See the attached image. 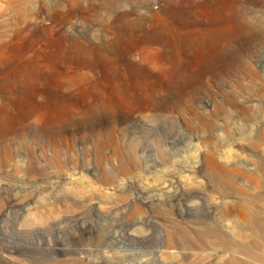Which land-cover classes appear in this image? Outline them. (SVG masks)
<instances>
[{"label":"rangeland","instance_id":"rangeland-1","mask_svg":"<svg viewBox=\"0 0 264 264\" xmlns=\"http://www.w3.org/2000/svg\"><path fill=\"white\" fill-rule=\"evenodd\" d=\"M0 264H264V0H0Z\"/></svg>","mask_w":264,"mask_h":264}]
</instances>
